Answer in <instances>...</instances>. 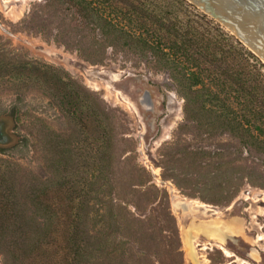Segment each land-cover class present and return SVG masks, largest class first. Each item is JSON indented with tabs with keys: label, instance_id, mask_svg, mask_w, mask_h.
Masks as SVG:
<instances>
[{
	"label": "rangeland",
	"instance_id": "rangeland-1",
	"mask_svg": "<svg viewBox=\"0 0 264 264\" xmlns=\"http://www.w3.org/2000/svg\"><path fill=\"white\" fill-rule=\"evenodd\" d=\"M79 10L69 0H0V56L61 70L103 111L76 107L72 119L51 84L1 77L0 157L16 164L18 193L53 181L80 200L86 189V229L105 242L88 264H264V152L188 117L158 58L102 35ZM102 122L114 137L99 173ZM15 245L0 239V264Z\"/></svg>",
	"mask_w": 264,
	"mask_h": 264
},
{
	"label": "trees",
	"instance_id": "trees-1",
	"mask_svg": "<svg viewBox=\"0 0 264 264\" xmlns=\"http://www.w3.org/2000/svg\"><path fill=\"white\" fill-rule=\"evenodd\" d=\"M69 1L80 8L84 19L99 26L102 35L111 34L158 58L185 99L188 117L210 129L228 131L264 152V63L196 6L187 0H165L173 8L169 10L158 0ZM107 6L114 13L106 15ZM182 11L187 20L180 15ZM8 74H19L16 79L28 74L43 86L54 87L60 108L72 119L76 107L103 112L88 95L74 90L70 76L47 63L0 56V79ZM100 130L96 151L99 173L104 170L101 162L110 159L114 137L113 129L103 122ZM87 156L79 154L86 161ZM17 175L16 164L0 157V239L16 244L6 253L5 264H88L103 250L102 233L98 230V236L93 237L86 229L83 210L88 199L83 186L80 200H67L53 181L36 194L27 191L21 195ZM87 178L81 173L78 184L87 183ZM31 204L38 209L34 216L29 211ZM116 219L113 216L111 221Z\"/></svg>",
	"mask_w": 264,
	"mask_h": 264
},
{
	"label": "water",
	"instance_id": "water-1",
	"mask_svg": "<svg viewBox=\"0 0 264 264\" xmlns=\"http://www.w3.org/2000/svg\"><path fill=\"white\" fill-rule=\"evenodd\" d=\"M191 1L236 33L264 60V0Z\"/></svg>",
	"mask_w": 264,
	"mask_h": 264
},
{
	"label": "bare ground",
	"instance_id": "bare-ground-1",
	"mask_svg": "<svg viewBox=\"0 0 264 264\" xmlns=\"http://www.w3.org/2000/svg\"><path fill=\"white\" fill-rule=\"evenodd\" d=\"M228 253V252H227ZM230 255V254H229Z\"/></svg>",
	"mask_w": 264,
	"mask_h": 264
}]
</instances>
